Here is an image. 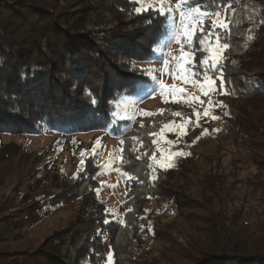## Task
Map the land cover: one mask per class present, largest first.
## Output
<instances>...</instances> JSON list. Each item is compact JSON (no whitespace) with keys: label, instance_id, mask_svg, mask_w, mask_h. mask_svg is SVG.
<instances>
[{"label":"trees","instance_id":"1","mask_svg":"<svg viewBox=\"0 0 264 264\" xmlns=\"http://www.w3.org/2000/svg\"><path fill=\"white\" fill-rule=\"evenodd\" d=\"M247 2L227 0L225 5L224 0H192L205 12L228 16V31H219L230 45L221 62L222 88L228 94L215 91L211 95L214 102H223L224 107L218 109L228 117L237 112L233 102L264 97V4L255 1L244 9ZM138 6L134 0H0V139L3 135H41L45 129L65 134L110 130L120 135L129 128L130 122L116 118L117 102L134 97L149 84L142 63L150 61L158 39L160 43L168 34L163 16L150 10L134 11ZM136 35L139 46L132 48ZM116 53L119 60L113 61V68L107 64V56L114 60ZM248 53L243 60L253 67L241 70L242 56ZM198 58L196 69L202 72ZM176 117L169 110L154 112L143 126L132 124L133 138H122L120 170L128 174L124 175L123 223H117L105 203L99 202L98 155L82 153L80 171L63 189L39 195L44 187L30 200L22 196L17 203L13 197L11 204L5 203L4 212L16 209L18 213L0 221V258L9 257L7 249L12 246L19 248L14 253L23 252L17 245L19 237L27 236V228L41 223L60 205L92 200L87 206L82 203L75 220L51 236L49 251L21 254L25 258L14 264H106L110 253L114 264H134L139 261L135 243L127 247L130 259L122 260L115 250L116 235L127 228L137 233L154 229L150 221L157 211L142 213L140 205L166 197L164 208L179 212V217L183 209L208 215L198 220L204 226L193 238L198 245L188 255L192 264H220L228 256L240 260L238 264H264V223L260 221L255 229L244 227L239 212L233 209L229 216L228 210L237 201V179L264 204V164L259 163L257 173L246 179L236 176L237 172L226 175L220 165L212 168L198 184L199 200L194 203L186 191L166 189L162 185L176 174H186L192 162L190 157L173 160L168 167L157 162L161 158L157 140ZM230 177L233 183H229ZM106 219L108 223H104ZM133 241L137 243V237ZM3 262L0 260V264H13Z\"/></svg>","mask_w":264,"mask_h":264},{"label":"rangeland","instance_id":"2","mask_svg":"<svg viewBox=\"0 0 264 264\" xmlns=\"http://www.w3.org/2000/svg\"><path fill=\"white\" fill-rule=\"evenodd\" d=\"M255 1L264 4V0ZM255 1L248 0L244 9ZM168 3L174 10L175 20H172L171 17L167 19V24L170 25L168 34H165L159 46L155 47L150 61L142 63L149 75V84L134 97H126L117 102L116 118L130 122L131 126L135 122H139L140 126H143L149 116L146 113L164 110L180 113L179 116L175 115L177 116L175 123L164 127L160 133V139L157 142L161 158L157 162L161 167H168L173 160L176 163L182 157L192 158L191 164L186 167V174L183 176L176 174L166 185L162 186L169 190L186 191L190 201L194 203L199 200L198 184L207 173L212 171V168L215 169L220 165L226 175H234L237 172L236 176L246 179L251 174L257 173L259 163L264 164V97L233 102V107L237 109L233 117H228L226 112L218 109L220 106L214 104V99L211 97L215 91L209 92L208 96L203 94L201 86L206 84V81L200 75L201 72L196 69L195 62V57L198 56V63H201L204 69L203 60L210 59L211 49L216 47L215 37H209L203 46L199 44V39L203 38L199 31L195 33L191 42L186 40L183 31L180 32L179 41L173 39L176 28L184 27L191 31V28L196 26V22L191 26L187 23L181 26L180 12L175 1L168 0ZM156 6L159 7V4ZM182 7L185 6L182 5ZM227 18L228 16L224 12L215 17L216 20L226 22L228 25ZM201 22L207 29L212 21L204 18ZM220 30L222 29H216L217 32ZM139 40V35H136L132 48L139 46ZM221 42L228 43L225 35ZM224 52L225 50L220 54V62L224 60ZM185 54L188 55L185 56ZM114 55H116L114 60L107 56L109 66H112L113 61L119 60L117 56L119 54ZM247 55L249 53L242 56L241 70L247 71L246 68L253 67L250 61L243 60L247 58ZM112 67L114 68V65ZM205 111L209 115H204ZM213 116L218 119H213ZM131 126L120 135H115L110 130L65 134L50 129H45L41 135L35 136L3 135L0 139L2 145L0 153V221L18 213L16 209L4 212L5 203L11 204L13 197L19 203L22 196L30 200L33 195L41 193L40 189L44 187V192L39 195L46 191L50 193L52 189H63L70 178L80 171L82 153H88L98 155L97 165L100 168L97 179L101 185L97 195L99 202L105 203L108 214L117 223H123L126 177L120 170L121 150L122 138L125 136L133 138L136 135V132L131 130ZM168 141L172 143H168ZM178 152L185 155H172ZM110 161L111 163H109ZM59 172L62 174L60 175ZM37 179L43 181L38 184L35 182ZM233 181L234 178H231L229 183H233ZM235 185L238 189L237 201L228 206L229 216L235 212L233 209L237 210L239 214L241 211L254 210L263 224L264 213L261 214V212L264 211V204L253 198L250 191L246 190L245 183L243 184L237 179ZM165 199L166 197H155L140 205L142 213L147 212L148 214L157 211V215L154 214L150 221L151 226L154 223V229L137 233L134 228H127L125 231H119L116 235L115 250L117 256H120L122 260L130 259L131 255L127 252V247L134 242L139 256V261L133 262L134 264H192L188 255L194 251V245H198L194 243L193 238L199 236L198 228L204 226L198 220L208 215L201 210L183 209L179 217V212L175 214L164 208ZM92 202L94 201L84 200L82 203L87 206ZM81 204L76 201L60 205L52 215L41 223L27 228V236L19 237L17 245L23 252L14 253L13 251L19 250V248L12 246L7 249L9 257L0 258V260L5 261L3 263L14 264L25 258L21 254L30 255L34 252L49 251L53 242H51L53 238L51 236L75 220L84 206ZM200 204L201 202H199ZM189 212H192L193 215H189ZM256 225L250 228H258ZM252 229L250 230L253 231ZM136 237L137 243L133 241ZM110 254L112 255V264H114L115 257L112 253ZM14 255L17 258L13 257ZM226 258L228 260L222 261L220 264H238L240 262L237 258L232 259L229 256ZM250 263L247 262V264Z\"/></svg>","mask_w":264,"mask_h":264},{"label":"snow or ice","instance_id":"3","mask_svg":"<svg viewBox=\"0 0 264 264\" xmlns=\"http://www.w3.org/2000/svg\"><path fill=\"white\" fill-rule=\"evenodd\" d=\"M134 3L139 5L137 8L134 9L136 12L141 11H153L157 13L159 16H163L166 20L171 17L172 20H175L174 16V10L168 3V0H134ZM175 3L177 5V9L180 12V24L181 26L185 25L187 23L189 26L193 25L194 22H196V26L191 28V31H189L188 28H176L175 29V35L173 36V39H176L179 41L180 38V32L183 31L185 34V38L188 42H191L193 39V36L197 31L201 33V36L203 38L199 39V44L203 46L205 44V41L209 37H215V44L216 47L211 49V58L204 59V69L200 73V75L205 79L206 84L202 85V91L205 96H208L209 92L211 91H218L220 94H228L224 89L222 88V85L225 83L224 77H223V66L220 62V54L223 50H226L230 47V45L226 42H221L222 37L220 36V33L216 31V29H222L224 31H228V25L226 22H221L215 19V17H218L220 15L219 12L210 13V12H202L201 6L199 3L193 5L192 0H175ZM159 4V7L156 5ZM224 4H227V0H224ZM185 6V7H182ZM204 18L210 19L212 22L208 25V28L205 29L203 23L201 22ZM170 25L166 24L165 28H168ZM251 38V36H249ZM157 44L159 46V39L157 41ZM188 54H185L187 56ZM165 63H167L165 61ZM179 67V65H178ZM150 71V70H149ZM217 80L219 81V84H217ZM89 96L91 97V93L89 92ZM93 103H95V100H92ZM215 104L219 105L220 107H224L223 102L221 101H215ZM146 115H152V113H146ZM173 115L179 116L180 113H173ZM199 115V114H197ZM204 115H209L207 111H205ZM213 119H218V117L213 116ZM175 123V122H171ZM168 127V126H165ZM151 135H155L152 133ZM99 143V141H98ZM123 143V142H122ZM168 143H172L171 141H168ZM136 149L133 148V151ZM123 151V150H121ZM172 155H185L182 152L173 153ZM190 155V153H188ZM138 159L140 157H137ZM155 159V157H152ZM111 163V161L109 162ZM151 167V165H150ZM125 176H127V173H124ZM134 178V177H129ZM155 178V177H153ZM109 221L106 219L104 223H108ZM99 231V230H98ZM106 264H112V255L109 254L106 258Z\"/></svg>","mask_w":264,"mask_h":264},{"label":"built area","instance_id":"4","mask_svg":"<svg viewBox=\"0 0 264 264\" xmlns=\"http://www.w3.org/2000/svg\"><path fill=\"white\" fill-rule=\"evenodd\" d=\"M240 223L244 227H252L260 222V217L254 210H249L247 212L240 213Z\"/></svg>","mask_w":264,"mask_h":264}]
</instances>
